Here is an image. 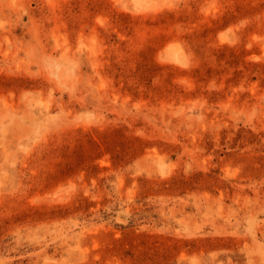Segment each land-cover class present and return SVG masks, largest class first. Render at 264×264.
<instances>
[{
  "label": "rangeland",
  "instance_id": "374dc122",
  "mask_svg": "<svg viewBox=\"0 0 264 264\" xmlns=\"http://www.w3.org/2000/svg\"><path fill=\"white\" fill-rule=\"evenodd\" d=\"M0 264H264V0H0Z\"/></svg>",
  "mask_w": 264,
  "mask_h": 264
}]
</instances>
